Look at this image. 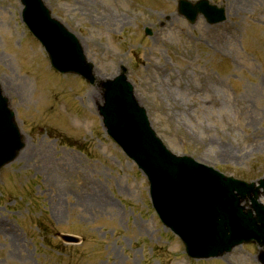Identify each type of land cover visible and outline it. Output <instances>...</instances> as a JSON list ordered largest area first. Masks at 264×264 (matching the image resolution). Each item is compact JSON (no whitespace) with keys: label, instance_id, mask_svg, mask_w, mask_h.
<instances>
[{"label":"rangeland","instance_id":"rangeland-1","mask_svg":"<svg viewBox=\"0 0 264 264\" xmlns=\"http://www.w3.org/2000/svg\"><path fill=\"white\" fill-rule=\"evenodd\" d=\"M210 1L226 8V22L211 26L199 17L192 25L177 14L178 0H45L78 35L99 81L128 69L174 154L258 181L264 0ZM22 9L20 0H0V84L26 142L0 175V264H260L250 245L222 259L186 255L159 220L146 176L107 135L96 109L102 91L52 69Z\"/></svg>","mask_w":264,"mask_h":264},{"label":"water","instance_id":"water-1","mask_svg":"<svg viewBox=\"0 0 264 264\" xmlns=\"http://www.w3.org/2000/svg\"><path fill=\"white\" fill-rule=\"evenodd\" d=\"M21 2L24 22L45 47L52 66L63 74H77L95 83V66L88 61L79 38L53 17L44 0ZM179 11L192 24L200 15L212 25L227 19L226 9L208 0H181ZM103 87L104 104L99 111L108 134L147 175L159 217L181 237L190 257H219L243 243L264 246V204L259 202L264 195V179L259 185L249 184L190 157L172 154L153 130L125 69ZM24 148L16 115L0 86V172ZM244 201L252 202L250 209L242 204ZM63 239L77 242L70 236Z\"/></svg>","mask_w":264,"mask_h":264},{"label":"bare ground","instance_id":"bare-ground-1","mask_svg":"<svg viewBox=\"0 0 264 264\" xmlns=\"http://www.w3.org/2000/svg\"><path fill=\"white\" fill-rule=\"evenodd\" d=\"M49 149V145L47 144L46 145V149L45 150H48ZM47 152V151H46ZM39 154V153H38ZM40 158H42V155L40 156ZM84 187L79 191L80 193H81V195H84V194H86L87 192H85V190H88V188H86L87 187V185H83ZM94 189V188H93ZM92 189V190H93ZM107 204H108V208H110V209H112V206L114 205V204H112L111 202H106ZM115 206V205H114ZM116 207V206H115ZM117 208V207H116ZM121 212L119 211V214H120Z\"/></svg>","mask_w":264,"mask_h":264}]
</instances>
